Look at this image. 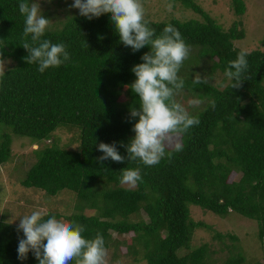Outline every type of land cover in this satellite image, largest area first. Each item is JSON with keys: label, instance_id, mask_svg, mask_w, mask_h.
I'll return each mask as SVG.
<instances>
[{"label": "trees", "instance_id": "16d2710c", "mask_svg": "<svg viewBox=\"0 0 264 264\" xmlns=\"http://www.w3.org/2000/svg\"><path fill=\"white\" fill-rule=\"evenodd\" d=\"M180 1L202 20H146L157 35L173 25L191 49H197L179 75L185 80L183 90L204 103L190 112L200 123L181 138L182 151H172L170 158L166 155L147 167L139 161L121 164L110 159L102 166L96 158L103 155L97 150L100 142H117L120 154L127 155L120 142L126 144L135 135L131 129L138 118L130 119V108L140 102L125 85L136 79L131 68L142 63L140 57L150 49L133 53L121 44L108 14L89 21L68 12L61 26L49 28L44 38L64 43L73 63L40 73L37 64L24 59L20 0H0V42L5 45L0 52L13 62L0 75V123L34 144L49 143L33 151L35 161L21 185L55 197L65 190L73 200L69 211L52 207L44 212L83 225L87 239L101 233L113 260L129 256L145 264H214L207 243L191 246L194 232L209 227L192 219L190 204L219 216L236 212L255 220L264 252V50L247 51L246 80L239 89H231L230 82L220 88L210 79L207 84H193L194 77L184 74V67L206 59L211 73L219 70L224 75L228 61L241 50L234 41L242 39L244 31L240 20L224 29L194 0ZM231 1L234 12L242 15L243 0ZM62 126L79 129L77 150L59 146L53 133ZM10 157L11 135L4 134L0 164ZM125 167L141 171L142 181L135 188L119 183ZM232 173L240 174L238 179L229 180ZM18 224L0 217V264H38L31 252L26 260L18 259L19 238H23L16 231ZM113 233L131 235L121 240ZM214 237L223 235L215 232ZM245 261L238 252L223 264Z\"/></svg>", "mask_w": 264, "mask_h": 264}, {"label": "clouds", "instance_id": "9594fccd", "mask_svg": "<svg viewBox=\"0 0 264 264\" xmlns=\"http://www.w3.org/2000/svg\"><path fill=\"white\" fill-rule=\"evenodd\" d=\"M51 3V0H48ZM169 4L168 8L171 9ZM19 12L24 17L23 47L27 51L25 61L38 65V71L58 68L73 63L64 43H53L45 39L51 19L46 18L39 0H20ZM70 9H78L79 15L91 21L108 14L119 42L133 53L145 48L150 49L141 57L142 63L135 64L131 71L136 79L126 89H130L139 99V106L130 108V119H136L132 131L135 133L128 143L120 142L127 155H121L117 142H100L97 150L103 155L97 162L111 160L115 163L139 161L144 166L157 165L165 156L171 157L172 151H182L181 138L200 123L199 117L189 112L197 108L202 100L197 96L187 101V106L176 96L184 89L185 80L179 72L191 54V46L182 38L180 31L171 24L157 35L145 19L142 0H73ZM30 38V39H29ZM101 39L103 37H100ZM5 45L0 42V49ZM248 52L241 49L236 59L228 61L224 76L231 89H239L245 81L248 70ZM0 52V64H4ZM0 75H3L0 72ZM207 76L196 74L193 84H207ZM215 108V102H210ZM119 183L135 188L142 181L139 168L125 167L120 170ZM17 233L19 238L18 259L24 261L31 252L38 264H107V249L101 233L87 239L82 233L83 225L48 216L42 210H34L19 218Z\"/></svg>", "mask_w": 264, "mask_h": 264}, {"label": "rangeland", "instance_id": "374dc122", "mask_svg": "<svg viewBox=\"0 0 264 264\" xmlns=\"http://www.w3.org/2000/svg\"><path fill=\"white\" fill-rule=\"evenodd\" d=\"M142 2L145 8V19L154 21H166L171 18L181 21L202 20L200 14L184 7L180 0H142ZM194 2L224 29H228L234 21H241L244 37L234 41L237 47L246 51L264 50V0H243L245 12L240 16L234 12L231 0H194ZM39 3L45 17L51 19L49 28L60 27L68 12L79 13L78 9L69 8L73 0H51V3L48 0H39ZM169 4L172 5L170 10ZM196 52L197 49H191V54L196 55ZM4 61V64H0V72L2 73L13 63L8 58ZM183 73L194 78L196 74H200L202 77L207 76L213 84H220V88L229 82L221 71L215 70L211 73L209 62L206 59L198 61L197 65L188 63L184 67ZM194 97L196 96L191 95L190 92L182 90L176 99L187 106V101ZM197 108H189L188 110L192 112ZM4 134L11 135V157L0 164V217L9 222L19 223L20 217L30 214L34 210L46 211L56 207L61 212L69 211L66 208L72 206L73 200L70 201L65 190L55 197L36 188H27L21 185L20 180L35 161L33 151L38 146L41 147L49 143L41 141L34 144L32 139L15 135L10 126L0 123V142ZM53 136L60 147L71 150H77L79 147V129L76 127L62 126L53 133ZM239 175L232 173L229 180H236ZM121 186L128 187L126 185ZM189 208L192 219L203 221L209 227L199 228L194 232L191 246L197 247L202 243H207L214 264H223V260L227 256L238 252L244 255L246 259L244 264H251L254 261L264 262V252L257 236V222L255 220L236 212L219 216L194 204H190ZM86 212L91 213L92 211ZM140 217H146L143 211L140 212ZM215 232L221 233L223 237H214ZM231 234L236 236V239L233 240L228 236ZM112 235L122 240L128 239L131 234L117 236L113 233ZM106 261L107 264H145L143 259L134 261L129 256H119L118 259L113 260L110 250L107 251Z\"/></svg>", "mask_w": 264, "mask_h": 264}]
</instances>
